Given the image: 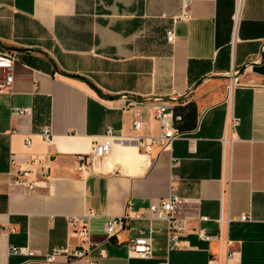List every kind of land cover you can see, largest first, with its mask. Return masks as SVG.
<instances>
[{
	"label": "crops",
	"instance_id": "0c3cea01",
	"mask_svg": "<svg viewBox=\"0 0 264 264\" xmlns=\"http://www.w3.org/2000/svg\"><path fill=\"white\" fill-rule=\"evenodd\" d=\"M234 12L235 0H0V53L16 55L12 90L0 88V264H89L45 260L81 247L69 218L86 213L99 264H210L221 245L198 232L218 235L222 215L231 262L264 264V0H243L237 28ZM232 69L239 122L227 130ZM6 76L0 68V85ZM191 102L198 120L184 135L150 150L132 140L161 133L157 106ZM107 142L82 172L77 155ZM22 169L33 191L17 182ZM173 187L185 199L183 248L168 251L156 221L154 257H132L129 241L148 223L110 236V220L148 211Z\"/></svg>",
	"mask_w": 264,
	"mask_h": 264
},
{
	"label": "built area",
	"instance_id": "2783aa9c",
	"mask_svg": "<svg viewBox=\"0 0 264 264\" xmlns=\"http://www.w3.org/2000/svg\"><path fill=\"white\" fill-rule=\"evenodd\" d=\"M243 4V0H235V12L233 15L236 28L240 21V11ZM187 16V15H186ZM167 39L169 42L173 43L175 41V26H172L167 31ZM16 60V55L14 53H0V68L7 70V76L5 83L0 85L2 90L10 91L12 90L13 82V66ZM228 77L231 78L230 83L227 85V105H228V115H227V130H234L238 125V118L234 114V104H233V91L235 84L239 80L240 70L232 69L231 72H227ZM174 106L167 103L157 106L156 118L160 121L162 125V131L158 136H154L145 139L140 136L133 137L135 140L144 146L146 150H150L154 144L162 143L165 140H172L177 137L184 135V131L178 130L176 128V121L180 117H176L174 114ZM18 113H24L25 109H17ZM135 128H141V121L137 120L135 122ZM42 136L50 141L52 138V131L49 127H46L42 132ZM232 137H225L224 142H232ZM32 139L30 136L25 138V147L31 145ZM110 143L99 144L96 143L94 149L91 153H81L78 154V168L82 172H86L88 167L94 163V159L98 155H103L110 150ZM14 161V160H13ZM28 171L22 169L20 173V179L18 183L26 186L30 191H33L37 182L28 179ZM225 192V191H224ZM185 199L175 192V187L172 188V193L167 198L160 199L156 202L151 203L148 211L137 212L130 211L125 216L119 219H111L108 226L109 235L112 236L117 232V229H126L132 220L146 221L147 226H141L137 228L136 235H134L128 244L129 254L132 257L151 259L155 255V239H154V223L156 221H163L167 225V250H178L183 248V237L186 235L188 220L181 215V209ZM92 213H86L80 216H73L69 218V224L77 226L76 233L82 240L81 247L75 249L71 252L68 246H56L47 255L45 260L47 262H52L59 256H65L68 259H86L89 264H99L98 261L91 259V255L95 251V246L89 239L90 235V219ZM207 219V217H203ZM240 220H248L250 216L243 215L239 217ZM231 218L221 216L219 222L221 224V230L216 236L207 234L204 229L199 230V236L203 240H213L216 239L221 245V250L217 258L210 259V264H234L231 262L234 252H230L231 241L225 234L223 225L229 223ZM10 250L12 254H26L29 256L35 255V252L28 250L27 247L11 245ZM159 264H170L169 259L161 261Z\"/></svg>",
	"mask_w": 264,
	"mask_h": 264
},
{
	"label": "trees",
	"instance_id": "16d2710c",
	"mask_svg": "<svg viewBox=\"0 0 264 264\" xmlns=\"http://www.w3.org/2000/svg\"><path fill=\"white\" fill-rule=\"evenodd\" d=\"M174 114L180 119L176 121V128L178 130H186L194 128L198 120V112L193 102L188 103L185 106L174 107Z\"/></svg>",
	"mask_w": 264,
	"mask_h": 264
}]
</instances>
